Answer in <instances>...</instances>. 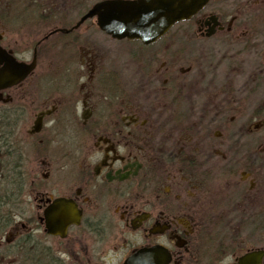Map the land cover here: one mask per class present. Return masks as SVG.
<instances>
[{
	"label": "flooded vegetation",
	"instance_id": "af4514ba",
	"mask_svg": "<svg viewBox=\"0 0 264 264\" xmlns=\"http://www.w3.org/2000/svg\"><path fill=\"white\" fill-rule=\"evenodd\" d=\"M86 1L0 0V71L10 59L35 58L25 79L0 90V203L30 202L27 141L44 171L34 215L12 219L19 239L34 236L21 264H236L264 251V115L251 128L247 98L236 104L232 87L218 90L216 67L204 88L210 71L202 72L201 56L216 45H241L248 55L256 30L246 12L257 11L264 37V0H207L149 44L113 39L96 17L77 26L97 3L114 0L85 9ZM90 28L127 49L132 76L147 89L126 87L104 61L85 72L72 50ZM57 47L71 55L60 72L52 70ZM146 96L157 98L155 110L138 103ZM251 139L262 142L253 152ZM58 199L79 212L63 236L45 231L44 213Z\"/></svg>",
	"mask_w": 264,
	"mask_h": 264
},
{
	"label": "rangeland",
	"instance_id": "374dc122",
	"mask_svg": "<svg viewBox=\"0 0 264 264\" xmlns=\"http://www.w3.org/2000/svg\"><path fill=\"white\" fill-rule=\"evenodd\" d=\"M96 1L97 0H87L84 5L85 9L89 8L90 5ZM256 12L257 11L254 10H249L246 12V15L248 14L249 21L252 23L254 30H256L252 34V44H254L255 47L250 48L248 55L241 53V45H236V48H233L232 50L233 53L229 49L219 47V45H216V49H211L213 50V53H210L209 51H205V54H203V52L201 53L203 61L206 63V66L204 67L205 70L202 69V72L204 71L205 73H209L208 71L214 70L215 67L217 69L216 72H213L217 78L218 90L232 87V89L237 93L233 96L236 104H242L244 99L247 98L245 103H248L249 106L251 128L256 124L254 119L257 116L256 114L260 112L262 115H264V62L262 58L264 55V37L260 28L263 22L261 23L260 20H257L255 17V15H257ZM86 30L87 29H82L81 32H78L80 35H84L85 41L83 44H79L77 48L74 47L72 50V55L75 56V61L81 64L84 63L83 66L85 72L93 71L96 73L98 65L97 63L104 61L106 64V72L111 74L114 72L121 73L126 87L136 84V87H144L147 89V86L134 80V75L132 76L131 70L128 67V63L130 61L127 54V49L125 51V49L119 45H115L113 43L107 42L106 40L98 38L94 33H92L93 29L91 28L89 31H87V33H85ZM36 37L37 35L35 38ZM30 41H33V38H31V40L29 39V42ZM30 47L31 46L24 47L27 50L29 57L32 49ZM55 52L58 61L57 67H59V69L56 70L55 66H53L52 70L55 72H60L63 66L60 61L67 60L71 55L68 49L65 50L61 47H57ZM86 57L93 61H87ZM41 69L42 68L40 65L37 68V72L41 71ZM226 73H228L231 82H226ZM212 76L213 74L210 71V74H208L206 78L211 79ZM210 79L203 82L206 84V86H203L204 88H210ZM245 89L247 94L243 92ZM146 97H139L138 103L143 105L145 108H147L146 104H148L155 110V100H157V98ZM157 111H159V108H157ZM27 143L29 144V148L25 170L29 182L26 184L25 200L30 201L29 204H27L29 207V214H26L27 218H29L30 216H33L35 212L33 189L44 171L41 170V161H38L35 157L33 145L34 142L27 141ZM260 144H262V142L254 144L253 140L251 139L250 152H253V150L256 149V147H259ZM59 148L60 146L58 147V152H60ZM45 162L49 163L48 160ZM58 163L60 162L58 161ZM58 174H60V172H58ZM26 225L30 227L32 232L34 231L33 220L27 222ZM19 230V225H16L15 227L12 226L2 237H0V264H17V258L8 255L5 246L13 244L17 239H19ZM19 264H21L20 261Z\"/></svg>",
	"mask_w": 264,
	"mask_h": 264
},
{
	"label": "water",
	"instance_id": "95a60500",
	"mask_svg": "<svg viewBox=\"0 0 264 264\" xmlns=\"http://www.w3.org/2000/svg\"><path fill=\"white\" fill-rule=\"evenodd\" d=\"M206 1H104L93 6L77 26L86 19L96 17L98 28L113 39L139 40L149 44L175 23L189 19ZM10 60L7 69L0 71V90L21 82L35 69V58L30 64ZM44 217L45 231L49 235L63 236L68 225L77 222L79 212L72 202L58 199L44 213ZM263 255L264 251L251 252L239 258L236 264H261ZM135 258L128 259L124 264H136Z\"/></svg>",
	"mask_w": 264,
	"mask_h": 264
},
{
	"label": "trees",
	"instance_id": "16d2710c",
	"mask_svg": "<svg viewBox=\"0 0 264 264\" xmlns=\"http://www.w3.org/2000/svg\"><path fill=\"white\" fill-rule=\"evenodd\" d=\"M28 183V178L25 179V185ZM26 189V187H25ZM28 210V205L25 204L24 207L18 209L17 204L14 201H10L9 206L6 204L0 203V237H2L6 231L13 224V217L16 213L20 211ZM7 254L17 258V264H19L20 257L24 249L31 251L34 248V236L27 235L23 240L17 239L13 244L5 246Z\"/></svg>",
	"mask_w": 264,
	"mask_h": 264
}]
</instances>
